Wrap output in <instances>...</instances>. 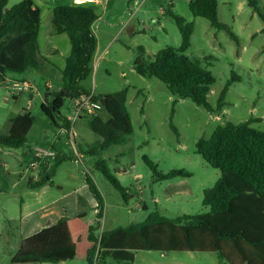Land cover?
Wrapping results in <instances>:
<instances>
[{
	"label": "rangeland",
	"instance_id": "374dc122",
	"mask_svg": "<svg viewBox=\"0 0 264 264\" xmlns=\"http://www.w3.org/2000/svg\"><path fill=\"white\" fill-rule=\"evenodd\" d=\"M21 0H7V8ZM39 10L38 47L42 62L37 69L16 73L5 72L0 83V135L8 132L10 119L27 111L33 125L26 144L18 149L0 146V264H10L21 241L54 225L61 218L83 215L86 223H99L98 233L141 223L152 212L175 219L183 215L206 214L202 205L203 192L214 186L220 172L206 164L197 154L195 144L209 138L225 122L238 124L252 120L250 127L264 132V33L262 22L246 4V0H217V20L229 27L238 37L236 46L229 34L217 30L203 18L193 17L189 0H109L102 5L96 1L98 25L96 35L109 40L118 37L107 54L92 61V72L83 82L95 95H104L127 89L126 109L132 133L126 142L112 145L96 156L87 151L98 139L88 128L90 116L77 119L72 127L73 138L62 132L61 121L55 124L41 112L40 96L47 90L55 91L62 79L65 59L69 55L66 35H55L51 23L57 6L80 7L77 0H31ZM88 3V2H87ZM85 7V6H84ZM264 9V0H259ZM171 10L185 23L193 25L190 46L184 53L198 58L201 65L214 77L207 95L215 107L220 92L231 77V83L219 114L208 112L189 99L174 98L166 85L154 77H142L134 69L139 47L145 57L164 48L177 49L181 35ZM102 34V36H101ZM59 41V53L52 46ZM31 87H25L24 83ZM45 83L49 85L45 88ZM38 93V95H37ZM48 95V94H47ZM73 101L67 100L61 116L72 115ZM174 110L171 116V111ZM98 112V111H97ZM96 112V113H97ZM104 119V112L99 113ZM176 129L175 134L171 128ZM35 148L55 151L61 161L51 183L40 188H29L28 183L39 179L46 159L34 169ZM143 158L156 165L163 174L183 169L191 174L186 178L159 180ZM99 160L106 163L110 173L126 189L130 198L121 195L96 168ZM56 159L48 158L51 173ZM88 176L101 195L102 217L97 219V202L85 183ZM145 207V208H143ZM52 217L48 219L44 216ZM51 264V263H43ZM57 264H86L84 261H66ZM105 264H117L106 259ZM132 264H227L214 253L138 252Z\"/></svg>",
	"mask_w": 264,
	"mask_h": 264
},
{
	"label": "trees",
	"instance_id": "16d2710c",
	"mask_svg": "<svg viewBox=\"0 0 264 264\" xmlns=\"http://www.w3.org/2000/svg\"><path fill=\"white\" fill-rule=\"evenodd\" d=\"M135 0H129L133 2ZM247 7L260 18L264 33V9L259 0H246ZM193 17L206 19L217 30L226 31L239 47L238 37L232 30L217 20V0H189ZM181 35L177 49L164 48L151 58L139 47L134 61V71L142 77H154L166 85L174 98L189 99L208 112L219 114L231 83L239 77H231L220 92L216 106H211L207 95L214 83L210 71L201 65L198 58L184 55L190 46L193 25L175 15ZM97 20L91 8L80 6H57L53 9L51 23L54 33L67 36L70 52L62 70L60 87L48 92V102L41 104V112L54 124L61 121L66 130L70 125L60 110L64 103L91 95L92 101H102L97 113L88 121L89 130L98 137L87 151L89 156L112 145L126 142L132 133L130 117L126 109L127 89L114 93L95 95L83 82L91 72L96 50V38L91 29ZM39 10L31 0H21L7 8V0H0V83L5 72L23 73L39 67ZM104 112V119L99 113ZM174 110L171 111V116ZM252 120L233 124L225 122L218 126L207 139H199L196 152L202 160L220 172V178L210 189L203 192L202 205L209 209L206 214L183 215L167 218L159 212L150 213L141 223L119 227L98 233L99 223L90 225L83 215L61 218L54 225L24 238L10 264H57L66 261H84L86 264H105L111 259L117 264H132L135 253H214L227 264H264V132L250 127ZM33 125V117L27 111L10 119L6 134L0 135V146L18 149L27 142V134ZM177 134L175 128L171 126ZM55 165L48 173L42 166L39 179L29 181V188H40L51 183L55 169L62 159L56 157ZM143 162L159 180L186 178L191 174L183 169L168 173L157 171L156 165L147 158ZM96 168L127 201V194L106 163L99 160ZM85 183L97 202L98 220L102 217L103 203L92 180L85 176Z\"/></svg>",
	"mask_w": 264,
	"mask_h": 264
},
{
	"label": "built area",
	"instance_id": "2783aa9c",
	"mask_svg": "<svg viewBox=\"0 0 264 264\" xmlns=\"http://www.w3.org/2000/svg\"><path fill=\"white\" fill-rule=\"evenodd\" d=\"M96 1L100 4H103L106 0H90ZM25 87H31V85L27 82L24 83ZM101 103L98 101H92L91 95L83 96L79 100L73 101L72 103V115L66 117L67 121L69 122L70 128L69 130L64 129L62 132L67 133L71 138H73L72 127L74 122L82 118L85 115H91L96 113L100 109ZM35 162L31 165L34 169L36 168L37 164L41 160H45L48 158H52L55 156V152L53 150L42 149V148H35Z\"/></svg>",
	"mask_w": 264,
	"mask_h": 264
},
{
	"label": "crops",
	"instance_id": "0c3cea01",
	"mask_svg": "<svg viewBox=\"0 0 264 264\" xmlns=\"http://www.w3.org/2000/svg\"><path fill=\"white\" fill-rule=\"evenodd\" d=\"M78 2H83L82 4H80V6H85V7H88V8H91L93 11H94V13L95 14H97L96 12V6H95V4H89L90 3V0H77ZM137 1L138 0H135V1H133V2H131V4L132 5H135V4H137ZM88 2V3H87ZM105 2H107V3H109V0H106ZM104 2V3H105ZM98 4H100V3H98ZM102 5V4H101ZM98 18H97V20L93 23V25H92V27H91V29H92V31H93V33H94V35H95V38H96V50H95V53H94V56H93V60L92 61H94V59L97 57V58H102V56L103 55H106L107 54V51H108V48L110 47V45L112 44V42L116 39V37H118V34H116L115 36H109V40H107V41H105L104 42V40H105V38L103 39L102 37H100L99 36V33H98V35H96V31H95V29L96 30H99L100 29V27L101 26H99L98 25ZM55 34V33H54ZM55 35H57V34H55ZM60 35H62V34H60ZM101 36H102V34H101ZM57 43H54L53 44V46H52V53H54V54H58L59 53V46H58V43H59V41H56ZM68 43H69V41H68ZM69 52H70V45H69ZM67 58V57H66ZM66 60V59H65ZM64 65H65V63H64ZM64 68V67H63ZM49 87V85L47 84V83H45V88H48ZM59 87H60V85L55 89V91L56 90H58L59 89ZM47 92H52V91H50V90H47ZM48 94V93H47ZM37 95H38V93H37ZM48 96V95H47ZM41 97V99L43 100V102H44V99H45V97H44V95H42V96H40ZM45 103V102H44ZM10 122V121H9ZM55 152V151H54ZM46 161H47V163H48V159H46ZM49 168V164H47L46 165V167H45V169H48ZM48 185V184H47ZM46 186V185H45ZM89 190V189H88ZM143 208H145V207H143ZM80 215V214H79ZM53 216V214H50L49 216H44L43 218H45V219H48L49 217H52ZM76 216V215H75ZM136 254V253H135ZM135 256V255H134Z\"/></svg>",
	"mask_w": 264,
	"mask_h": 264
},
{
	"label": "water",
	"instance_id": "95a60500",
	"mask_svg": "<svg viewBox=\"0 0 264 264\" xmlns=\"http://www.w3.org/2000/svg\"><path fill=\"white\" fill-rule=\"evenodd\" d=\"M44 97H45L44 102L47 103L48 102V96H47V94H45ZM100 103H101V105H104L103 100L100 101Z\"/></svg>",
	"mask_w": 264,
	"mask_h": 264
}]
</instances>
